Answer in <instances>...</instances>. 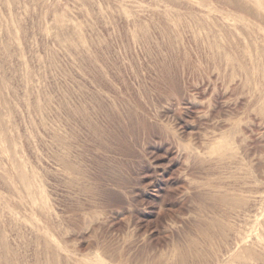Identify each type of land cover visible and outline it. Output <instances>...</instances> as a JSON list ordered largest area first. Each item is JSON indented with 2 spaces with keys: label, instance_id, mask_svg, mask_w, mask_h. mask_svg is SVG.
Segmentation results:
<instances>
[{
  "label": "rangeland",
  "instance_id": "374dc122",
  "mask_svg": "<svg viewBox=\"0 0 264 264\" xmlns=\"http://www.w3.org/2000/svg\"><path fill=\"white\" fill-rule=\"evenodd\" d=\"M263 5L0 0V260L264 264Z\"/></svg>",
  "mask_w": 264,
  "mask_h": 264
},
{
  "label": "bare ground",
  "instance_id": "6f19581e",
  "mask_svg": "<svg viewBox=\"0 0 264 264\" xmlns=\"http://www.w3.org/2000/svg\"><path fill=\"white\" fill-rule=\"evenodd\" d=\"M258 3V2H257ZM260 3H262V2H259V5H261ZM259 7V6H258ZM263 7H264V5H263ZM0 258H2V256L0 257ZM55 260H56V257H55ZM0 264H9V262H8V260L7 259H1L0 260Z\"/></svg>",
  "mask_w": 264,
  "mask_h": 264
}]
</instances>
